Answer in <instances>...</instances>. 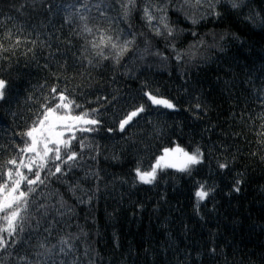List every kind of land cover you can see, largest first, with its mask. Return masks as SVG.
<instances>
[{
	"label": "trees",
	"instance_id": "trees-1",
	"mask_svg": "<svg viewBox=\"0 0 264 264\" xmlns=\"http://www.w3.org/2000/svg\"><path fill=\"white\" fill-rule=\"evenodd\" d=\"M144 6L137 0L124 19L116 0H0V184L10 189L17 171L34 179L26 166L44 181L31 185L24 231L3 233L9 247L0 250V264L36 259L41 241L57 246L52 260L69 264L73 256L58 252L62 238L74 246L77 264H264V27L248 19L264 18V0H246L238 10L222 3L219 17L207 5L195 12L169 5L172 35L163 25L155 34L142 18ZM193 15L195 24L186 18ZM85 23L118 44L134 43L119 63L101 59ZM104 52L114 57L116 50ZM61 92L74 101L72 117L88 112L85 119L100 122L77 121L62 131L59 141L75 136L67 151L78 156L67 160L62 143L61 160L21 152L31 142L23 134ZM145 92L175 108L153 104ZM140 105L144 112L121 132L119 122ZM90 127L97 130H80ZM174 147L199 149L202 162L190 171L160 168L152 183L137 178V167L151 170ZM56 165L61 172L50 174ZM201 184L209 195L198 201ZM26 187L24 181L20 190ZM61 199L71 213L57 212ZM38 204L48 206L47 217L35 211Z\"/></svg>",
	"mask_w": 264,
	"mask_h": 264
},
{
	"label": "snow or ice",
	"instance_id": "snow-or-ice-1",
	"mask_svg": "<svg viewBox=\"0 0 264 264\" xmlns=\"http://www.w3.org/2000/svg\"><path fill=\"white\" fill-rule=\"evenodd\" d=\"M103 2V0H101ZM117 3L120 4V7L122 9V16L124 19H127L131 13L136 9L137 6V0H116ZM225 4L230 6L232 9H240L245 3L246 0H163V6L157 7L154 4H151V0H145V6L142 8L143 12V19L146 21L147 25L154 30L156 35H161V28L160 25H163L165 29H167L168 35H172L173 29L169 27L167 22V7L169 5H172L175 10L177 11H183L185 7L191 8L195 11H200V9L204 8L205 5L211 10L210 14L216 17H219L221 15L220 12H218L217 5ZM84 7L87 8V4H84ZM97 10L100 11L101 16H106V11L101 10L100 6L97 5ZM154 12H159L160 15L157 16L154 14ZM204 14H201V18H203ZM186 18L191 19V22L193 24L197 23L198 20L194 18V15L191 17L186 16ZM80 19L82 21H86L87 17L81 15ZM248 19L252 20L254 23L259 24L260 26L264 27V18L259 17H248ZM153 21H155V25L153 24ZM83 32L88 33L89 35H94L95 38L89 41V44L93 49L96 50V55L100 57L101 59H109L113 58L115 59L116 63H119L120 57L124 55L125 52L129 50V45L134 43L133 40H125L124 43L118 44L116 41L113 40V37L110 35H106V32L99 27L96 29V33L94 34L93 28L89 27L87 23L83 25ZM134 36V34H133ZM174 47V46H173ZM105 48H111L116 50L114 57H109L105 54L104 49ZM0 49H3V45L0 44ZM6 50V49H5ZM176 59L180 60L182 59L181 54L177 53ZM91 63V61H89ZM5 84L6 82L4 80H0V101L5 100ZM53 92H56V89H52ZM145 96L148 97L149 100L153 104L157 105H163L166 108L174 109L175 105L172 104L167 99H160L157 98V96L153 95L151 92H145ZM60 102L53 105H43L42 106V112L40 117L37 118L36 121L33 122V127L26 133H24V136L30 137L31 142L25 141L26 147L21 149V152L24 151H31L36 152L37 155H40L41 153L44 157H47L49 153H52V160H61V149H60V143L63 144V147L65 149V155L67 156V160H75L78 156V153L75 151H67L71 147V140L75 139V136L73 135L67 140L59 141V140H53L52 136H61L62 132L57 131L58 129H71L74 125L71 123V121H81L84 124L88 125H97L100 122L97 119H85L89 115L88 112H83L80 115H77L75 117H72L70 115L71 112V106L74 103V101L68 100L66 96L63 95V93H58L56 97ZM76 108H80V105H75ZM61 110H68L67 112H64L61 114ZM144 106L140 105L137 107L134 111L127 114L126 118L122 119L119 122V130L122 132L125 129V126L129 124V122L132 120L133 117L139 115L141 112H144ZM95 111V110H93ZM65 121H69V123H65ZM47 124V127L44 126ZM40 130V137L34 135V133L37 130ZM81 131H96V128H81ZM109 131H112V129H109ZM260 135H264V133H260ZM49 143L55 145V147H49ZM39 145V148H38ZM80 147H85L83 141H80ZM168 150L166 149L165 152ZM175 151H180L183 153L185 157L184 166L180 168L181 171H190V166L197 165L202 162L203 153L200 152L199 149H196L191 154L184 152L183 149H180L177 147ZM163 159V157L157 159V162L154 166L151 167V170L149 171H141L139 167H137L136 175L137 178L143 182V183H152L154 182L156 178V172L157 168L161 167L160 161ZM67 160L64 162L66 163ZM9 164H16V160L12 159L8 161ZM29 169V172H32L34 175V179H29L27 176H24L19 171L16 172V176L20 177L19 179H16L12 181V186L9 189V186L6 183L0 184V193H3L2 196H0V221H3V225H0V250H5L7 247H9L3 233H7L9 237H16L20 233H22L25 229L26 223L29 222L31 219V210H32V204L29 202V196L31 193L35 192L36 189L31 187V185H35L38 181L39 183L43 184L44 181L40 179L39 170L33 172V169L31 166H26ZM44 167L43 164L38 166L39 168ZM221 168L226 167V165L221 164ZM50 174L55 175L56 173L61 172V166L56 165L54 172L52 170H49ZM66 174V173H64ZM8 178L11 180L13 176V172L11 169L7 172ZM26 181L28 187H26L25 190L21 191L20 186L21 183ZM239 183V182H238ZM69 191L72 192L73 195H75V189L69 188ZM236 191H239V188H236ZM209 195L208 191H205L204 185H199V190L196 192V196L198 198V201L204 200ZM79 199V198H78ZM81 203H84L86 201L80 200ZM34 203V202H33ZM59 208L57 209V212L61 215H64L66 213H71L72 209L70 207H66V202L62 199L58 202ZM55 207V206H53ZM60 209H65L64 213H60ZM42 210V211H41ZM36 212H40L41 217H47L48 215V206L45 204H38L35 207ZM37 226H39L40 221H36ZM51 234L50 229H45ZM15 239H13V243H15ZM59 244L61 245L58 248V252L63 254L64 257H68L70 254L73 256V259L69 262V264H77V261L79 260L78 257L75 256V249L74 246L69 243V240L67 238H62L59 241ZM56 245H52V247H47L46 244L41 241L38 244V248L42 251H38L36 255V259L30 260L27 256L20 257L19 259L24 262V264H48L50 260H52L53 256V250L56 249ZM52 264H65V261L63 260H52Z\"/></svg>",
	"mask_w": 264,
	"mask_h": 264
},
{
	"label": "rangeland",
	"instance_id": "rangeland-1",
	"mask_svg": "<svg viewBox=\"0 0 264 264\" xmlns=\"http://www.w3.org/2000/svg\"><path fill=\"white\" fill-rule=\"evenodd\" d=\"M77 121H71V123L74 125ZM65 123H69V121H65ZM45 128L47 127V124L44 126ZM65 129H58L57 131L62 132ZM35 136H37L38 138L40 137V130L38 129L35 133ZM53 140H59L58 136L53 135L52 136ZM180 148V147H179ZM175 149H177V147L174 148H170L168 149L167 152H165L161 157H163V159L160 161L161 163V167L160 168H167V167H172V168H177L180 169L181 167L184 166V162H185V157L183 155L182 152L180 151H175ZM182 149V148H180ZM184 152H186L184 150ZM188 153V152H187ZM190 154V153H189ZM160 157V158H161ZM157 162V161H156ZM155 162V164H156ZM154 164V165H155ZM160 168H157L160 169Z\"/></svg>",
	"mask_w": 264,
	"mask_h": 264
}]
</instances>
